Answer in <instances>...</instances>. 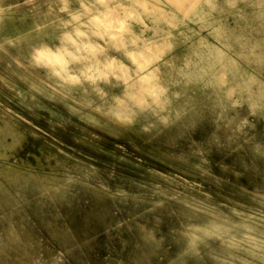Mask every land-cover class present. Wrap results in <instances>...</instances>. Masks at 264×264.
<instances>
[{
  "label": "rangeland",
  "instance_id": "obj_1",
  "mask_svg": "<svg viewBox=\"0 0 264 264\" xmlns=\"http://www.w3.org/2000/svg\"><path fill=\"white\" fill-rule=\"evenodd\" d=\"M194 1L0 0V264H264V0L175 7ZM109 9L126 30L80 39L121 67L74 68L66 83L27 62ZM221 14L243 25L239 55L235 38L210 33ZM195 32L235 63L203 45L213 69H184ZM172 45L166 81L135 74ZM126 80L129 99L117 96Z\"/></svg>",
  "mask_w": 264,
  "mask_h": 264
},
{
  "label": "bare ground",
  "instance_id": "obj_2",
  "mask_svg": "<svg viewBox=\"0 0 264 264\" xmlns=\"http://www.w3.org/2000/svg\"><path fill=\"white\" fill-rule=\"evenodd\" d=\"M236 0H232V4L235 3ZM252 2H256L257 0H251ZM261 1V0H260ZM210 2H215V0H195L193 3H197L199 5V7L195 10L194 13H200L202 11H207L206 9V5L207 3ZM235 8H238L237 12H239V6H235ZM243 12L241 11L239 13V17H243ZM170 16L172 17H176L175 14H170ZM224 14L215 16L211 19H209V23L213 24L212 25V29L210 30V33H218V31H221V33H223L226 37H233L235 38V40L238 41V43L240 44V48L238 50H235V52L239 55L241 50V45L243 44V42L241 41L242 39L240 38V36L243 34V25L240 22V19L238 17L234 18V24L230 23L228 19H226L224 17ZM76 29H79L81 32H84L87 34L86 38H88V40L86 41L87 43H91L90 40V35H93V31H90V33L84 29H81L79 27H75L72 31H70L69 29H63L59 35V43L56 44V48H70V50H72V52L70 53V55L68 56V60H69V64H68V70L69 72H71V69H77L80 70L81 73L85 74L87 71H89L90 69H100V68H110V67H121L123 65V62L121 60L120 57L117 56H111L108 53H103L101 56H96L94 54H91L90 52H88L87 50H85L83 48V42L80 38H82V36H77L76 34ZM72 32V33H71ZM65 33H70L73 36V39L76 41V44H71L69 43L66 39L64 34ZM197 32L192 33L191 35H193V38H191V41L186 42V50H183V56L185 58V66L183 67L184 69L187 68V70H195V71H199L201 69H205V68H209V69H213V59L211 56L206 55V54H202L201 52L198 53L197 49L199 47H202L203 45H208V47L212 50H215L216 52L218 51V54L221 55H225L226 53L224 52L223 49H221L219 47L218 44L214 43L213 41L209 40L208 37L204 34H197L195 35ZM142 37H144V39L146 38V36L142 33H139ZM144 42H146L144 40ZM247 42L250 47L252 48L251 50L254 51V48H259L261 46V44L254 38H247V40L245 41ZM40 44H47L50 47H52L49 43L42 41ZM174 47V45L169 46V47H165V51L163 52H159L158 55H155L152 57V59L144 64L143 67H141V65L136 66L135 69V74L139 75V76H144V75H150V74H155L156 78L155 81L160 83L163 81H166L163 77V68L167 67L168 64L171 67H174L176 64L174 63L175 58L180 56V52H170L172 50V48ZM53 48V47H52ZM67 48V49H68ZM10 49V48H9ZM13 50V49H12ZM124 51L127 52L128 51V47L124 48ZM170 52V54H168ZM261 52L256 51L255 54H258ZM226 56L228 57V60L232 61L235 63V57L229 54H226ZM11 60V59H10ZM10 64V63H9ZM17 65V64H15ZM26 69V68H25ZM14 71V70H13ZM16 72V71H15ZM74 73H77V71H74ZM247 73V72H246ZM19 76H21L20 74H18ZM130 76H132V73L129 74ZM23 79H25V77L21 76ZM28 78V77H27ZM168 81L170 80H174L176 77L172 76V77H167ZM30 79V78H29ZM27 80V79H25ZM29 83H31L29 81ZM131 81L126 80L124 81V86L122 87V90L120 91V93H118V97H123V98H128L130 97L131 94V87H130ZM14 88V87H13ZM258 89L261 92H264V79H259L258 80ZM20 90V89H19ZM18 90V91H19ZM20 92V91H19ZM26 95V94H25ZM24 95V96H25ZM72 109V108H71ZM75 110V109H73ZM81 110V109H80ZM79 110V111H80ZM77 112V111H76ZM75 113V112H74ZM87 114V113H86ZM80 116V115H79ZM82 117V115H81ZM89 117V115H88ZM92 117V116H91ZM80 118V117H79ZM95 119V118H94ZM98 121V120H97ZM55 138V137H54ZM255 148V147H254ZM261 152V150H259ZM263 154V153H262ZM264 156V154H263ZM208 160V159H207ZM198 166V165H196ZM155 203V202H154ZM234 209V208H233ZM237 210V209H236ZM241 211V210H240ZM211 223H213V221H211ZM219 223V222H218ZM221 224V223H220ZM213 225V224H212ZM223 225V224H222ZM218 226V225H217ZM188 227V226H187ZM195 227V226H193ZM228 227V226H227ZM217 228V227H216ZM218 229V228H217ZM231 229V228H230ZM198 230V229H197ZM200 230V229H199ZM224 230V229H223ZM222 230V233H223ZM234 230V229H233ZM237 230V229H236ZM207 230H204L202 232H205ZM219 231V229H218ZM225 231V230H224ZM230 231V230H229ZM185 232V231H183ZM199 232V231H198ZM231 232V231H230ZM207 233V232H206ZM226 233V232H225ZM210 234V233H209ZM230 234V233H228ZM242 234V233H241ZM240 234V235H241ZM246 234V233H245ZM196 235V234H195ZM204 235V234H203ZM216 234H214L215 236ZM226 235V234H225ZM234 235V234H232ZM217 236V235H216ZM221 236V235H220ZM236 236V235H235ZM243 236V235H242ZM225 237V236H224ZM250 236H248L249 238ZM213 238V237H212ZM233 238V237H232ZM235 240V239H233ZM248 240V239H247ZM253 240V239H252ZM230 242V240H228ZM248 242V241H247ZM244 243V242H243ZM224 244V243H223ZM250 244V243H247ZM254 244V243H253ZM244 245V244H243ZM255 246V244H254ZM259 246V245H258ZM260 247V246H259ZM231 248V247H230ZM241 248V247H240ZM255 248V247H254ZM256 248H258L256 246ZM261 248V247H260ZM232 249V248H231ZM249 249H251L249 247ZM263 249V248H262ZM192 251V250H191ZM228 251V249H227ZM196 252V251H194ZM232 252V250H231ZM239 252V251H238ZM246 252V251H245ZM230 253V252H229ZM234 253V252H232ZM241 254V253H240ZM251 255V254H250ZM215 256V255H214ZM243 256V255H242ZM254 256V255H253ZM256 256V255H255ZM259 256V255H258ZM229 257V256H228ZM220 258V257H219ZM231 258V257H230ZM256 258V257H255ZM228 259V258H227ZM221 261V259H220ZM246 263V262H245ZM249 263V262H248ZM255 263V262H253ZM221 264H223L221 262ZM259 264V263H258Z\"/></svg>",
  "mask_w": 264,
  "mask_h": 264
},
{
  "label": "clouds",
  "instance_id": "obj_3",
  "mask_svg": "<svg viewBox=\"0 0 264 264\" xmlns=\"http://www.w3.org/2000/svg\"><path fill=\"white\" fill-rule=\"evenodd\" d=\"M178 12H181L184 16H189L195 12V10L199 7L197 3H188L185 5L184 3H177L175 5ZM91 9L85 6V13L88 14ZM114 9H109L105 13H101L96 16H92L89 20V24L92 25L93 34L99 36L101 39L108 35L111 39H117V35L114 33L122 34L125 30V21L124 20H115L111 19ZM128 16H132L133 13L131 11L127 12ZM103 17V19L101 18ZM73 20L80 21L81 14H73ZM77 36L86 37L87 34L81 32L79 29H76ZM65 39L71 43L76 44V41L73 39V36L70 33L64 34ZM121 43H123L122 35H121ZM133 44L136 43L135 40L132 41ZM147 47V45H145ZM83 48L87 51L95 53L96 48L91 44L85 43ZM68 49L67 48H56L53 49L47 44H40L33 46L31 50L26 55L27 62L39 69L45 76L50 78H56L58 80L64 81L66 83H76L78 82L71 72L68 70ZM130 56H133L135 59L136 55L143 57V53H129ZM143 67V65H141Z\"/></svg>",
  "mask_w": 264,
  "mask_h": 264
}]
</instances>
